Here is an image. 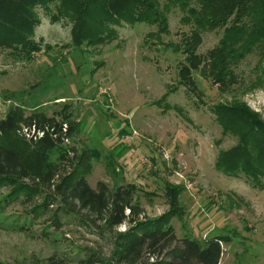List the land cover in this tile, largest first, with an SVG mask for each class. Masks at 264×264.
<instances>
[{"label":"rangeland","instance_id":"rangeland-1","mask_svg":"<svg viewBox=\"0 0 264 264\" xmlns=\"http://www.w3.org/2000/svg\"><path fill=\"white\" fill-rule=\"evenodd\" d=\"M37 13L41 24L34 39L41 51L34 59L14 63L0 51V119L11 107L21 119L42 111L57 118L69 115L77 126L62 146L66 159L58 149L49 157L51 165L65 168L72 148L98 151L101 157L92 160L89 183L135 184V200L148 218L168 212L170 186H185L186 215L173 220L178 237H223L222 264H264V179L255 184L244 175L230 177L216 169L219 153L238 137L223 135L212 111L217 104L244 105L264 122V55H247L235 70L237 82L223 93L202 74L209 64L205 58L192 71L198 88L194 94L179 84L186 61L175 44L190 27L182 24L178 8L166 13L167 32L147 23L124 24L117 27L112 44L84 51L67 45L71 23H54L53 5L38 7ZM221 35L204 33L198 54L206 57ZM28 158L33 165L35 156ZM60 181L51 189L55 205L40 215L33 213L32 204L21 203L25 196L11 199V189L0 187V264H48L51 257L76 264L91 250L111 254L112 239L102 225L62 202L55 190ZM127 229L122 225L118 232Z\"/></svg>","mask_w":264,"mask_h":264},{"label":"trees","instance_id":"trees-1","mask_svg":"<svg viewBox=\"0 0 264 264\" xmlns=\"http://www.w3.org/2000/svg\"><path fill=\"white\" fill-rule=\"evenodd\" d=\"M51 5L54 23L63 19L71 23L67 45L81 51L112 44L119 35L117 27L124 24L147 23L158 26V32H167L166 13L178 8L183 13L182 24L190 27L181 43L175 44L176 53L182 52L186 61L179 71V84L194 94L198 88L192 71L198 70L205 58L209 64L208 69L205 65L201 69L202 74L223 93L237 82L235 70L247 55H264V0H0V51H6L14 63H29L41 51L34 39L41 24L37 8ZM213 31L222 33L219 44L206 57L199 55L203 34ZM212 111L223 135L238 137L233 147L219 153L216 169L230 177L244 175L259 184L264 179V122L244 105L217 104ZM16 112L11 107L0 119V187L11 189V199L25 196L21 203L32 204L33 213L40 215L55 205L57 195L51 189L60 177L55 190L61 193L62 202L85 212L92 223L99 222L103 233L112 239L109 256L91 250L76 264H222L223 237L199 241L176 233L173 220H183L186 215L182 202L185 186L169 185L168 212L148 218L135 200V184L117 181L110 187L99 181L93 187L89 183L92 160L101 157L98 151L79 153L72 148L65 168L51 165L49 157L58 149L66 159L62 146L77 126L69 115L57 118L42 111L21 119ZM29 154L35 156L33 165ZM36 165L42 167L40 173ZM61 170L65 171L62 176L58 174ZM36 197L42 201L36 202ZM122 225L128 229L118 232ZM48 264L68 263L51 257Z\"/></svg>","mask_w":264,"mask_h":264},{"label":"built area","instance_id":"built-area-1","mask_svg":"<svg viewBox=\"0 0 264 264\" xmlns=\"http://www.w3.org/2000/svg\"><path fill=\"white\" fill-rule=\"evenodd\" d=\"M68 141V140H67ZM165 156H167L166 154H165Z\"/></svg>","mask_w":264,"mask_h":264}]
</instances>
